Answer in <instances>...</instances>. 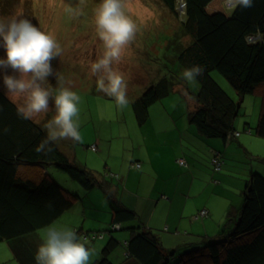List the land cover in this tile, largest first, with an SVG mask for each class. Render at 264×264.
I'll list each match as a JSON object with an SVG mask.
<instances>
[{"label": "trees", "instance_id": "16d2710c", "mask_svg": "<svg viewBox=\"0 0 264 264\" xmlns=\"http://www.w3.org/2000/svg\"><path fill=\"white\" fill-rule=\"evenodd\" d=\"M161 1L172 15L182 18L180 26L176 27L175 39L169 42L174 62L183 71L194 65L205 68L203 76L197 78L200 88L195 95L197 105L189 113L190 123L202 136L234 142L241 135L235 126L241 100L232 98L212 74L217 71L223 75L241 99L253 94L258 87H264V43H245V36L255 35L257 29L264 33V0H254L251 8L234 10H225L223 0H184V14L178 10L179 0ZM5 56L0 47V58ZM2 75L0 72V241L20 236L23 241L31 238L35 242L37 230L50 225L82 199L79 191L71 193L58 183L64 180L55 173H64L84 191L98 187L107 194L113 221L103 232H109L111 237L95 264H111L109 255L120 244L111 233L126 229L136 213L111 196L107 183L99 182L91 170L76 162L71 141L53 144V151L47 155L35 151L47 136L44 126L50 120L49 115L43 119V125L36 117L19 118V104L6 94ZM171 81L173 77L171 80L162 78L132 103L139 125L148 122L149 108L175 89ZM178 86L191 93L181 81ZM247 130L250 131V126ZM255 136L264 138V96ZM91 149L97 151L95 146ZM211 156L214 173H221L225 167L223 153L216 151ZM250 157L251 164L255 161L259 162L258 166L264 165V158ZM214 158L220 162L218 168L213 163ZM138 164H132V168H140ZM180 165L185 166L186 161ZM45 169H50L49 174L42 175ZM34 171L40 172L41 181H26L34 178ZM110 173L118 177L111 170ZM243 195L238 215L230 211V219L221 226L223 239L208 241L205 251L198 255L187 252L178 257V264H264V175L260 171L252 170ZM128 229L131 238L126 243L127 248L141 264H168L173 258L164 254L151 232L136 226ZM75 231L88 243L104 236L103 232L87 234L78 228Z\"/></svg>", "mask_w": 264, "mask_h": 264}, {"label": "rangeland", "instance_id": "374dc122", "mask_svg": "<svg viewBox=\"0 0 264 264\" xmlns=\"http://www.w3.org/2000/svg\"><path fill=\"white\" fill-rule=\"evenodd\" d=\"M100 2L101 0H84V4L81 5L80 0H0V18L22 15L30 19L41 31L54 36L63 50L61 57L52 61V65L63 76V86L68 87L81 97L79 107L82 139L78 142L69 140L71 141V148L75 151L74 157H77L76 162H81L80 165L85 166L87 170H91L95 177L103 180V177L108 176L107 170H109V167H119L116 165L118 158L130 160L134 153L143 154L146 152L149 153V160L164 158L168 162L172 160L174 152L178 149L176 145L180 143L179 148H181V144L183 145L185 142L188 144V149L196 151L197 156L199 152L203 154L202 159L197 160L198 164L205 163L207 167L210 164L211 172V169H214L211 162L212 156L208 158L201 146L210 150L211 155H214L213 150L216 148V151L225 154H230V152H225L222 139L198 137L195 126H192L193 131L191 132L184 131L187 120L183 115L188 110V104L194 107V101L192 99L187 101L182 95V93L189 94L188 91H172L173 93L170 96L156 101L149 108L148 122L142 126L138 124L132 107V103L137 101L151 85L159 82L164 77L170 80L173 77L171 82H173L175 89H180L178 83L181 81L182 86L186 84L192 93L197 94L200 84L197 81L190 85L181 78L183 70L174 62V52L169 47V45H172L169 44L170 40L176 37V30L180 26V19H182L181 16L172 15L161 0H125V12L138 25L139 30L135 40L124 50L120 62L113 65L124 76L127 85L126 91L129 104L121 110L117 108L113 98L102 92H97V76L91 72V64L103 54V45L95 28V11ZM68 8H83V14L72 16L66 11ZM212 75L232 98L237 101L241 100V110L235 122L236 130L247 137L251 132L247 130L248 125H250L252 129L250 135L255 136L260 108L257 106L256 110H253V107L254 102L256 100L260 101V98L254 95H246L247 100L245 98L241 99L223 75L217 71H214ZM45 86L58 87L54 77H49V81ZM12 99L18 104L23 103L22 98ZM48 115L49 119H52L55 115L54 103L51 100L49 111L37 116L38 120L36 121L43 125L45 122L43 119ZM174 129L180 132L175 133ZM246 130L249 131L248 134L245 132ZM183 132H185V135L180 138ZM154 139L159 144L157 148L152 147ZM62 142L65 141L62 140ZM146 143H149L148 146ZM233 143L235 147L236 140ZM93 146L96 147L97 151H92ZM249 148L248 152L252 156L258 153L251 146ZM87 151L90 153H87ZM237 155L242 156L243 153L238 152ZM223 161L229 163L232 161V157L225 156L222 159ZM232 165L235 166V162ZM175 171L176 169L172 170L170 174ZM241 172H243L245 178L243 183L245 184V181L251 177V172H249V178L246 177V171ZM261 172L264 173V170L262 169ZM55 174H59L58 176L63 180H69V177L64 173L56 172ZM112 176L117 178L116 175ZM200 178L201 176L197 177V181H201ZM181 179L186 184L194 181H185L182 175ZM240 179L242 180V178ZM219 188L221 191L222 186H219ZM224 188L230 191L228 186L224 185ZM232 190L235 194L236 191L233 188ZM84 192L90 194L83 198L86 215L91 217L94 214H100L101 218H106V221L109 220L110 213L107 214V211L110 212V205L105 198L104 191L95 187L92 191ZM92 192H98L101 199L94 198ZM205 194L207 195L202 199H197V202H203V205L208 203L209 207L216 205V212L221 213L224 211L225 216L227 215L222 225L228 222V219H230V216H228L230 210L227 205L229 200L219 196L217 192L213 194L212 189ZM209 207L205 205L206 210ZM79 210L81 212L82 208ZM79 221H81V213L76 215L75 210L59 219L56 224L66 225L75 230L74 226L78 225ZM44 229L36 231L37 239L41 240ZM108 229V227H104V230ZM104 233L110 235L109 232ZM125 233H129V230L111 234L118 236ZM33 240L28 241L33 242ZM188 241H193V237H189ZM94 243L98 245L96 250L101 253L106 242L105 245L102 244L103 246L97 241ZM182 244H186V241ZM163 251L165 250L163 249ZM185 251L184 248H181L175 251L173 256L183 255ZM168 253L166 254L168 255ZM12 256L7 243L0 242V264H17ZM100 257V255L92 257L90 264ZM112 257L113 255H109V260ZM168 264H178V260H172Z\"/></svg>", "mask_w": 264, "mask_h": 264}, {"label": "crops", "instance_id": "0c3cea01", "mask_svg": "<svg viewBox=\"0 0 264 264\" xmlns=\"http://www.w3.org/2000/svg\"><path fill=\"white\" fill-rule=\"evenodd\" d=\"M179 88L180 89H174L173 92L178 90L183 91L181 87ZM173 92H171V94ZM182 95L187 101H189L190 99L194 101V107L191 105L189 106L188 104V110L183 115L187 120L184 126V131L191 132L193 131L192 126L194 125H192L189 121V113L190 111L195 109L197 102L195 99V94L192 92H189V94L182 93ZM250 95H254L260 98V101L256 100V102H254L253 110H256L255 108L259 106L261 112L264 87H258V89ZM244 98L245 100H247L246 97ZM173 131L175 133L180 132L175 129ZM196 131L198 133L197 136L202 137L199 131ZM250 131L251 132L249 134V131H245L248 134L247 137H244V135L242 134L237 137V144L235 145V147L233 146V142L223 141L225 152H230V154H225L224 152H222L223 156H231L232 161L229 163L225 162V169L223 168L221 173H214L212 169L210 172V164L208 167L207 165H205V163L198 164L197 160H201L203 154L199 152L197 156L196 151L194 149H188V144L184 142L183 145L181 144V148H179L180 143H178L177 145L174 144L178 146V149L174 152L175 154L174 157H172L171 161L166 162V159L164 158L149 160V153H134L131 156L130 160L126 158H118L116 165H118L119 167H109V170H107L108 176L106 177H103L105 175H100L103 177L102 179L104 181L100 180L98 177L97 179L100 180L99 182L107 183L109 185L108 191L111 193V196L114 199L122 203L125 208L136 213L135 219H133L132 222L128 223V226L124 230L136 226L137 229L151 232L159 241L161 248L165 250L163 251L164 254L169 252L168 254L172 256L175 251L184 248L186 251L183 255H175L170 260L179 261L178 257H183L187 254V252L198 255L199 253L205 251L204 249L208 246V241L211 242L218 238L223 239V236L221 237V226L222 223L226 220L227 215L225 216L224 211L221 213L216 212V205L209 207V204L205 203V205L209 207V215L203 219H195V216L201 210L205 209V205H203L204 203L197 202V199H202L205 195H207L205 193L212 189L213 194L217 192L219 196L228 199L229 202L227 203V205L229 206V210L233 211L235 215H238L243 205V190L245 186V184L243 183V179L245 178L243 177V172L241 171H246V177L249 178V172H252L253 169L260 172L262 169L264 170V165L258 166L255 161L253 162V164L249 162V157L252 156L248 152L250 146L251 148H253V150L258 151V153H256L253 158H264V138L250 135L252 133L251 126ZM184 135L185 132L182 133L180 138H183ZM203 137L205 138V136ZM148 144L146 143L147 146ZM158 146V142L154 139V144L152 147L157 148ZM201 147L203 148L206 156L210 158V150L206 149V147L204 146ZM216 149H214L213 152H216ZM233 152H235L236 154H231ZM238 152H242L243 155H237ZM180 159H184L186 161L185 166L180 165ZM234 162L235 166L232 165ZM134 163H139L140 168H132V164ZM239 165L242 167H240ZM166 166L168 167L166 168ZM174 169H176V171L170 174V172ZM47 170H43L42 175L49 174L50 169ZM110 170L114 172V174H117L118 177L113 178ZM181 175L185 181H194L186 184L182 181ZM33 176L34 178L26 181H35V183L41 181L40 172L34 171ZM199 176H201V181H197V177ZM240 178H242V180ZM58 183L62 184L63 187L67 188L71 193L79 191L82 199L75 202L71 209L65 211L51 224H53L54 222L57 223L59 219L76 210V215L81 213V221L77 223L78 225L74 226L75 229H82L83 232L89 234L91 232H103L105 231L104 227H109V225L113 221L111 211H107V214L110 213L109 220L107 221L106 218H101L100 214H94L91 217H88L86 215V211L84 210L85 206L83 198L85 196H89L90 194H87L86 192L83 193L84 190H82V187L74 180L58 181ZM224 185L228 186V188H230V191L225 189ZM219 186H222L221 191L219 190ZM232 188L236 191L235 194H233L234 192ZM92 194L94 195V198L96 197L99 200L101 199L98 192H92ZM105 198L109 202L107 194H105ZM78 208H82V211L80 212ZM112 236L116 238L120 242V244L110 254L111 256L113 255V257L110 259L111 264H141L134 256L131 255L127 248L126 243L131 238L129 233L120 234L118 236L112 234ZM110 237L111 235L108 236L104 233L102 239H97L92 243H88L89 241L86 240L88 246L94 248L96 251L93 257L99 255L102 256L101 253L96 250L98 245L94 242L97 241V243H99L100 245H102L103 243L105 245V242L107 243ZM189 237H193V241L189 242ZM28 240L29 239H24L23 241L22 238L18 236L0 242L7 243L13 255L12 259L17 264H36L35 254L37 252V247L42 243V239L40 240L36 238L35 242H30ZM185 241L186 244H182ZM103 250L104 248L102 249V252ZM170 251H172L173 254L172 252L170 253ZM96 262L97 261L94 260L92 264H95Z\"/></svg>", "mask_w": 264, "mask_h": 264}, {"label": "clouds", "instance_id": "9594fccd", "mask_svg": "<svg viewBox=\"0 0 264 264\" xmlns=\"http://www.w3.org/2000/svg\"><path fill=\"white\" fill-rule=\"evenodd\" d=\"M254 0H223L225 10L247 9ZM81 5L84 0H80ZM66 11L72 16L83 14V8ZM95 28L103 45V54L91 64V72L97 76V92L114 99L117 108L123 110L129 104L124 76L113 65L120 62L126 47L138 32V25L126 14L125 0H101L95 11ZM245 43H264V33L245 36ZM0 47L6 56L0 58V72L6 94L22 98L17 105V115L31 120L49 111L50 100L55 115L45 124L47 136L35 148L47 155L52 145L61 140L78 142L80 134L81 97L63 86V76L52 65L62 55V48L51 34L41 31L26 17L0 18ZM11 70V72H9ZM204 66L186 68L181 78L188 84L203 76ZM49 77L56 79L58 87L45 86ZM8 131V129H5ZM42 243L35 254L36 264H90L95 249L71 227L55 222L43 230Z\"/></svg>", "mask_w": 264, "mask_h": 264}, {"label": "built area", "instance_id": "2783aa9c", "mask_svg": "<svg viewBox=\"0 0 264 264\" xmlns=\"http://www.w3.org/2000/svg\"><path fill=\"white\" fill-rule=\"evenodd\" d=\"M181 11V14L185 13V4H184V0H179V6H178ZM180 164H185V160L184 159H180L179 160ZM213 163L217 166V168L220 165V162L218 161L217 158H214ZM139 167V164L137 165ZM208 214V210L204 209L201 211V213L198 216H195V219H199L200 217L206 216Z\"/></svg>", "mask_w": 264, "mask_h": 264}]
</instances>
